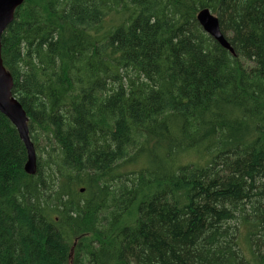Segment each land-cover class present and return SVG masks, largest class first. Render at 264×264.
<instances>
[{
	"label": "trees",
	"instance_id": "16d2710c",
	"mask_svg": "<svg viewBox=\"0 0 264 264\" xmlns=\"http://www.w3.org/2000/svg\"><path fill=\"white\" fill-rule=\"evenodd\" d=\"M0 42V264H264V0H23Z\"/></svg>",
	"mask_w": 264,
	"mask_h": 264
},
{
	"label": "water",
	"instance_id": "95a60500",
	"mask_svg": "<svg viewBox=\"0 0 264 264\" xmlns=\"http://www.w3.org/2000/svg\"><path fill=\"white\" fill-rule=\"evenodd\" d=\"M22 1L23 0H0V39L7 25L13 20L15 9L21 5ZM196 19L208 35L230 53H234L227 38L220 29L217 16L214 15L209 8L204 7L199 9L196 13ZM12 85V77L2 62L0 42V112L5 115L16 128L19 138L24 144L26 150L24 171L28 174H34L36 171L37 156L29 135L28 117L21 103L12 94Z\"/></svg>",
	"mask_w": 264,
	"mask_h": 264
},
{
	"label": "bare ground",
	"instance_id": "6f19581e",
	"mask_svg": "<svg viewBox=\"0 0 264 264\" xmlns=\"http://www.w3.org/2000/svg\"><path fill=\"white\" fill-rule=\"evenodd\" d=\"M195 17H196V15H195ZM197 20V19H196ZM198 22V21H197ZM200 25V24H199ZM204 31V30H203ZM205 32V31H204ZM206 33V32H205ZM207 34V33H206ZM210 36V35H209ZM211 37V36H210ZM212 38V37H211Z\"/></svg>",
	"mask_w": 264,
	"mask_h": 264
}]
</instances>
